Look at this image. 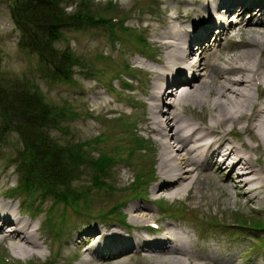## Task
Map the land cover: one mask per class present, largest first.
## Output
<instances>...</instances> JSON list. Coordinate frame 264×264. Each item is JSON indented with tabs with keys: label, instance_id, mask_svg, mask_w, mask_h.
<instances>
[{
	"label": "rangeland",
	"instance_id": "obj_1",
	"mask_svg": "<svg viewBox=\"0 0 264 264\" xmlns=\"http://www.w3.org/2000/svg\"><path fill=\"white\" fill-rule=\"evenodd\" d=\"M13 1L0 2V76L6 79L25 77L38 89L46 102L59 108L64 107L65 110L69 109L64 112L65 116L59 125L61 129L50 131L59 143L91 141V146L85 147L88 155L96 156L101 151L112 154L115 159L109 174L102 178L105 182L102 187L93 185L91 171L82 165L83 173L73 181V189L77 192L81 190L83 199L67 205L52 196L36 197L39 191L26 195L27 191L19 185L20 175L15 164L10 161L20 146V141L14 133L6 136L5 146L0 150V202H10L13 207L23 206L25 212L21 211V216L24 218H28L27 214L34 213L33 219L40 222L42 235L48 239V245H41L46 258L37 259L35 255L30 257L39 264H78L82 257L81 247L87 249L90 243H82L77 247L76 245L88 227L109 228L125 235L127 232L124 229L130 225L131 231L136 233L133 229L135 222L129 219L131 214L136 212H131L130 208L133 205L148 204L151 220H157L160 225H179L178 230L183 231V236L188 239L187 245L191 252L206 253L221 264H264V228L246 230L241 224L236 225L237 223L223 226L224 222L237 221V217L249 225L263 224L264 190L248 204L245 197L239 198L229 181H223L222 186L215 189L211 173L204 171L200 176L201 184L199 187L197 183L193 184L192 191L183 192L175 199L153 200L156 196V193L152 192V186L155 184L152 179L154 161L150 138L141 129L143 109L139 105V101L145 98L143 93L149 83L148 74L142 72V63L150 65L153 62L147 60L143 54H155L152 31H163L167 25L165 19L170 15L188 14L189 19L194 20L196 24L210 20V16L211 19L212 16L214 18L215 11L208 12L209 9L206 11L202 7L207 2L61 0L60 4L62 7L66 6V12H74L79 9V4L84 2L90 13H97L105 19L117 17L120 20H110L109 25H113V29L102 23L94 26L68 25L60 29L61 37L54 42L55 48L69 49L83 62L74 65L70 80L63 81L47 76L38 65L37 55L20 46L21 33L10 11ZM216 14L225 17L226 24L231 26L228 35L237 41L238 28L246 23V15L244 22L239 23L232 12ZM172 20L176 25H180L179 19ZM122 24L127 26V30L120 28ZM182 25L187 27L186 22ZM250 35L252 33L245 34L247 37ZM253 36L260 40L264 54V27L253 31ZM141 37L145 38L141 41L147 43L146 45L139 43L138 39ZM209 42H212V36L204 46ZM214 44V48H232L234 43L223 35L219 43ZM234 52L235 50L216 51L213 57L220 54L227 59ZM194 107L198 114L202 112L200 106ZM143 137L145 151L136 144ZM95 139L97 143L93 142ZM243 139L249 147L256 144L247 134H243ZM115 151L118 154H115ZM245 151L255 157L250 150ZM138 175L145 179L139 186L135 185ZM140 193L143 195L138 196ZM160 204L163 206L160 207ZM113 207H116L115 210L119 214L124 215L123 223L108 214ZM89 214L112 216L108 218L109 221H104L100 218L92 219L88 217ZM217 221L220 224L217 225ZM149 223L150 221L146 224ZM142 233L147 237L153 236L146 231ZM6 243L1 240L0 235V264H10L3 260V256H8V259L14 262H29L27 259L30 257L13 255L7 249ZM125 248V244L109 245L108 249L102 248L99 252H86V264H156L158 258L147 256L148 251ZM119 249L123 251L118 254ZM110 251L115 255L103 261ZM185 263L187 261L184 260ZM191 264H202V261L196 260Z\"/></svg>",
	"mask_w": 264,
	"mask_h": 264
},
{
	"label": "bare ground",
	"instance_id": "obj_2",
	"mask_svg": "<svg viewBox=\"0 0 264 264\" xmlns=\"http://www.w3.org/2000/svg\"><path fill=\"white\" fill-rule=\"evenodd\" d=\"M204 1L206 11L210 6L215 11L222 7L223 14L232 12L239 23L244 22L245 15L247 20L238 28L237 41L228 35L231 26L225 17L216 13L214 19L200 20V24L188 14L177 13L165 19L163 31H152L156 51L153 58L143 54L153 64L142 63L149 83L145 98L139 101L143 109L141 129L150 138L154 161L152 192L156 193L154 199H175L192 191L193 184L199 187L200 176L206 171L211 173L215 189L229 181L239 198L245 197L249 204L264 190V54L260 40L253 36V31L264 27V0ZM172 19H179L180 25ZM246 33L252 35L247 37ZM223 35L234 43L232 48L213 47ZM211 36L212 42L204 46ZM231 50L235 52L227 59L220 54L213 57L216 51ZM194 105L201 107L200 114ZM243 134L256 144L249 147ZM147 205L130 208L136 212L129 218L135 222L136 233L130 225L124 229L125 235L109 228L88 227L76 245L90 243L87 249L81 247L78 264H86L89 253L121 244L126 250L148 251L147 256L158 258L156 264H184V260L185 264L196 260L221 264L206 253L191 252L177 224L160 225L157 235L145 236L142 231L151 221ZM21 215L18 206L0 202L1 240L7 242L13 255L45 259L41 245H48V239L42 235L40 222L31 214L28 218ZM122 251L119 249L118 254ZM114 255L110 251L103 261Z\"/></svg>",
	"mask_w": 264,
	"mask_h": 264
},
{
	"label": "trees",
	"instance_id": "obj_3",
	"mask_svg": "<svg viewBox=\"0 0 264 264\" xmlns=\"http://www.w3.org/2000/svg\"><path fill=\"white\" fill-rule=\"evenodd\" d=\"M60 3V0H14L10 11L21 33L20 46L37 55L38 65L51 79L68 81L74 65L83 62L69 49L55 48L54 42L61 37L60 29L68 25H108L110 18L91 16L84 2L71 13ZM68 110L46 102L27 78L0 76V150L5 146L6 136L16 134L20 146L10 161L20 175V187L27 191L26 195L39 191L43 198L52 196L72 205L81 199L80 191L73 189V181L83 173L82 165L91 171L93 185L102 187L105 185L102 178L109 174L115 159L101 151L96 156L88 155L85 147L91 146V141L62 144L52 137L50 131L61 129L60 122ZM137 179L141 181L140 176ZM254 225L258 228L261 224Z\"/></svg>",
	"mask_w": 264,
	"mask_h": 264
}]
</instances>
